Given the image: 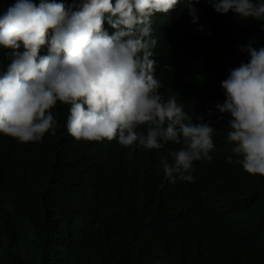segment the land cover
Segmentation results:
<instances>
[{
  "label": "trees",
  "instance_id": "trees-1",
  "mask_svg": "<svg viewBox=\"0 0 264 264\" xmlns=\"http://www.w3.org/2000/svg\"><path fill=\"white\" fill-rule=\"evenodd\" d=\"M15 3L0 0V16ZM196 8L197 23L183 0L153 17L156 75L165 99L217 129L212 159L194 161V181L172 183L159 165L179 145L77 140L58 101L55 135L24 143L0 133V264H264V176L227 162L232 117L215 107L229 70L250 60L240 46L264 47V20L218 13L207 0ZM13 51L0 45V75Z\"/></svg>",
  "mask_w": 264,
  "mask_h": 264
},
{
  "label": "clouds",
  "instance_id": "clouds-1",
  "mask_svg": "<svg viewBox=\"0 0 264 264\" xmlns=\"http://www.w3.org/2000/svg\"><path fill=\"white\" fill-rule=\"evenodd\" d=\"M199 2L183 0L193 23ZM207 2L218 13L264 20V0ZM180 3L80 0L66 7L57 0H16L0 16V45L14 50L0 75V133L24 143L42 142L49 130L55 135L51 109L59 101L68 106L67 131L77 140L116 139L144 150L174 143L179 147L159 166L172 183L194 181L193 163L212 159L217 129L202 116L194 122V111H186L189 105L175 95L165 99L152 27L155 14H168ZM105 21L115 30L111 34ZM240 50L250 60L229 70L221 81L226 99L215 107L232 117L227 162L264 176V47L257 50L249 42Z\"/></svg>",
  "mask_w": 264,
  "mask_h": 264
}]
</instances>
